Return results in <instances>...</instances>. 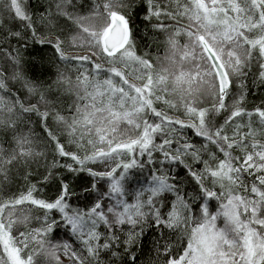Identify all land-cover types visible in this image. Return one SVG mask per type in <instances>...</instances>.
<instances>
[{
    "label": "snow or ice",
    "instance_id": "obj_1",
    "mask_svg": "<svg viewBox=\"0 0 264 264\" xmlns=\"http://www.w3.org/2000/svg\"><path fill=\"white\" fill-rule=\"evenodd\" d=\"M65 261L264 264V0H0V264Z\"/></svg>",
    "mask_w": 264,
    "mask_h": 264
},
{
    "label": "trees",
    "instance_id": "obj_2",
    "mask_svg": "<svg viewBox=\"0 0 264 264\" xmlns=\"http://www.w3.org/2000/svg\"><path fill=\"white\" fill-rule=\"evenodd\" d=\"M25 58L28 59L27 56ZM260 94H261L260 90L253 88V94L249 97L250 102L258 103L259 102L258 97ZM65 264H67V261H65Z\"/></svg>",
    "mask_w": 264,
    "mask_h": 264
}]
</instances>
